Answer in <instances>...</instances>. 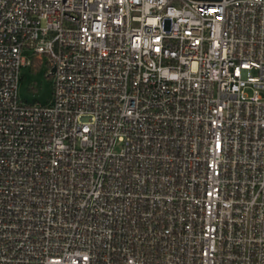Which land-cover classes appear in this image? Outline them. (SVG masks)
Segmentation results:
<instances>
[{
  "label": "built area",
  "instance_id": "built-area-1",
  "mask_svg": "<svg viewBox=\"0 0 264 264\" xmlns=\"http://www.w3.org/2000/svg\"><path fill=\"white\" fill-rule=\"evenodd\" d=\"M0 264H264V0H0Z\"/></svg>",
  "mask_w": 264,
  "mask_h": 264
},
{
  "label": "rangeland",
  "instance_id": "rangeland-1",
  "mask_svg": "<svg viewBox=\"0 0 264 264\" xmlns=\"http://www.w3.org/2000/svg\"><path fill=\"white\" fill-rule=\"evenodd\" d=\"M37 63L21 68L18 94L22 102L47 104L51 99L52 80L45 55H37Z\"/></svg>",
  "mask_w": 264,
  "mask_h": 264
}]
</instances>
